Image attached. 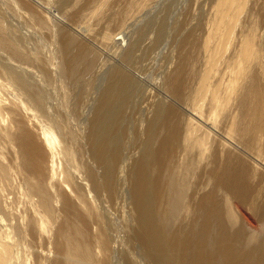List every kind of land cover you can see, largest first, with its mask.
Returning <instances> with one entry per match:
<instances>
[{
	"label": "bare ground",
	"instance_id": "obj_1",
	"mask_svg": "<svg viewBox=\"0 0 264 264\" xmlns=\"http://www.w3.org/2000/svg\"><path fill=\"white\" fill-rule=\"evenodd\" d=\"M104 1L96 6L99 15L107 5ZM147 1L131 7L145 8ZM13 3L41 25L51 23L24 0ZM212 8L200 67L186 57L166 74L169 92L181 96L186 89L193 110L183 116L179 130V112L164 107L154 123L157 131L147 133H152L154 148L149 143L145 159L139 160L124 158L119 114L107 113L116 101L105 108L110 99L102 94L103 87L100 94L64 92L52 102L46 99L50 94L21 71L22 65L44 64L48 75L63 84L87 83L88 89L103 85L102 74L92 79V71L102 68L86 41L76 43L54 28L56 47L42 57L9 37L0 17V264H123L121 245L110 234L97 202V197L113 202L121 195L131 222H123L124 233H130L125 241L137 239L150 260L157 248L158 255L160 250L161 256L172 255L170 259L174 253L173 264H264V166L258 163L264 160V54L259 33L264 0H212ZM187 73L192 85L184 79ZM104 114L112 118L106 120ZM219 123L224 140L215 133ZM242 148L255 157L239 153ZM176 150L182 155L174 161ZM199 167L204 168L205 183L197 174ZM197 175L204 183L198 189ZM189 186L199 195L192 196L193 190L189 196ZM179 209L193 217V223L186 231H169ZM160 255L155 264L163 261Z\"/></svg>",
	"mask_w": 264,
	"mask_h": 264
},
{
	"label": "rangeland",
	"instance_id": "obj_2",
	"mask_svg": "<svg viewBox=\"0 0 264 264\" xmlns=\"http://www.w3.org/2000/svg\"><path fill=\"white\" fill-rule=\"evenodd\" d=\"M24 1L26 3H29L32 7H34L33 9L38 12L40 18L49 17L51 23L46 22L47 25L46 23H42L43 25L45 24L43 26L39 22L38 18L33 19L32 15H30V13L27 10L25 9L22 10L21 8L20 9L17 8L16 5L13 3V0L12 1L0 0V17L6 23L7 26L6 33H8L7 35L9 37L12 36L13 40L14 39L18 40L17 43H20V46L23 47V50L25 51L27 50L28 52H31L33 50L34 51L38 50L41 56L45 57L56 47L53 45L56 39V35L54 34L53 29L57 28L58 31H61L67 34L68 36H71L74 40L76 39L77 40L76 43H79L80 41H81L80 43H85L86 41L85 44H87L90 48H92V50L95 52L96 56L98 57L97 63L99 66L98 65L97 66L102 68V69L96 68L98 72L96 71V69H94L92 71L91 76L94 81L95 79L98 78V76L102 74L103 85L100 84L99 82L97 83L98 85L97 84L94 85V88L90 87V89H88L89 86L87 83L85 84L82 83L81 84L82 86L81 85L78 86L74 84V81L72 85L69 83V81H66L63 84L60 78H54L53 76L48 75V68L45 67L44 64H43L44 66L40 64H36L37 66L35 67L34 66L28 67L27 65H22L21 67L23 68V70L21 71L22 73H24V76L29 79L27 80L30 81V83H32L34 86L40 88L44 92V94L47 95L50 94L49 95L50 97L47 96L49 98L46 97L48 101L57 102L56 99L57 100L59 99L58 94L61 95L64 92L66 94H75V93L100 94L99 87L100 86L101 88L103 87L102 94H106V95L109 94V99H110V102L108 101L109 104H107L108 106H106L105 108L107 109L108 107L109 109L111 105L112 106L114 104L116 105L115 109H114L115 107L114 105L112 108L107 110V113L112 114V110L113 111L117 110L116 112L119 114V116H117V119L120 120L118 122H120L119 123L121 124L120 127L122 128V131L124 133V134L122 133V135L124 137L123 144L125 145L123 150L125 160L129 157H132V159L134 160L142 159L141 157L144 158L143 155L146 154L149 148L148 145L151 142L150 141L151 138L149 137H152V133L150 134L151 136H149V134L147 133H149L148 131L153 132L155 128H156L155 131H157L158 125L154 123L158 119L159 116L158 114L160 112L166 111L165 110L166 108L164 107H168V108L171 107V109L173 108L176 112H179L177 113L178 114L176 121L177 123L176 122L174 123L178 124L177 126L180 127V128L178 127L179 130H181L182 127L179 124L180 123L183 124L184 121L183 116L186 115V112L188 115V113L190 111L192 112L193 110L190 105L191 100L188 96L189 93L187 92L186 89L183 91L181 96L178 95L179 97L176 94L170 93L166 86L167 85L166 78L167 75H169L170 72L177 67L178 63L183 62L186 57H189L191 60L194 61L195 65L197 66L199 65L200 67L201 65L200 61L202 58V52H201L202 40L204 33L206 31L207 20L213 11L212 0H148L147 1L148 3H146L145 8H139V7L136 8L135 6L131 7V4L134 2L132 0H106L107 5L104 8L106 11L105 10L103 11L104 14L101 11L100 15H99V11L96 10V6L98 7V5L100 4L99 2L102 3L104 0L101 1L100 0H57V1L56 0H24ZM135 1L136 2L134 3L137 4V1L141 3L143 0H135ZM49 2L51 4H49ZM106 2L104 1L105 4ZM41 8H43L44 10H42ZM39 23L41 26L39 25ZM260 27H259L260 32L259 31L258 32L260 33V35L262 34L261 35L262 38L261 42L263 48L262 54H264V34H263L264 23L263 25L261 24ZM108 31L112 33L109 41L105 37L106 32ZM69 33L71 34L69 35ZM87 35L89 36V38ZM14 36H18V37H14ZM124 42L126 44H124ZM185 42L187 43L185 44ZM193 56L195 59L192 58ZM173 60L176 63L173 64L172 63ZM195 61H197V64ZM171 63L172 66L170 65ZM104 64L105 66H103ZM22 68H20L19 66V69ZM102 70H104L105 72ZM218 76L216 77V79L218 78ZM89 78L91 77L89 76ZM192 78L193 77L191 76L190 73L184 74V79L187 82V85L190 84L192 85L193 83ZM85 86L87 87L88 90L86 89ZM115 87H117L118 89ZM92 91L94 93H92ZM56 94L58 95V97ZM114 95L116 96V98L114 97ZM112 96L113 99H111ZM111 100L114 102L116 101V103L112 102ZM111 102L114 104H112ZM162 104L164 105L162 106ZM184 106L187 107L185 108ZM105 108H104V112H106ZM77 112L79 111L77 110ZM108 114L107 116L106 114H104L105 119L106 118L110 119L111 116ZM173 120H176V118L173 117ZM152 123L154 124L153 125L154 127L150 128L151 127L150 125ZM220 124L222 123H219L218 127H216L217 125L215 127L217 129L221 127L224 129L223 124L222 125ZM148 127L150 128V130H148L149 129ZM153 128L154 130H152ZM223 129L217 130L218 132L220 131L219 134H217V131L215 130L216 135L220 136V138L222 136L226 137V134L224 133L225 130ZM225 137H222L223 140ZM152 143H150V146H152L151 145ZM243 149L244 148L240 149L239 153H243V155H245L244 152H246L247 149H245V151ZM178 150H176L175 152L176 157L174 154L173 157L175 159L174 161L178 160V158L181 157L182 155V152L178 153ZM246 156L248 158L255 157V155L253 156V153L249 150L246 152L245 157ZM261 161L262 160H259L258 163L260 165L262 164L261 166L263 167L264 160L262 162ZM199 169H201V171ZM199 169L198 170L201 173L197 170V172L200 173L197 174L201 178H204L202 176V169L204 171V168L199 167ZM198 175L196 176L197 179L199 178ZM196 177L195 179L193 178L194 183ZM199 180L200 182L196 181L197 183L198 182L199 183L195 184L198 186L197 189L199 188L200 183H202L203 185L205 183V178H204V183L203 181H201L200 178ZM193 182L191 181L192 187L194 186ZM192 187L190 188L189 186L191 190V191L188 190L189 196H191L193 190L196 189L195 186H194L195 189H192ZM200 191L203 192L202 190ZM195 192L198 191L195 190L192 196H196ZM197 195H199V192ZM189 196L188 198H190ZM97 199L99 200L97 201L99 202L98 206L99 208L101 207L102 210L101 209L100 210L104 213L107 224L111 229L110 234H112L114 240L118 241L121 245L122 249L120 248V253L122 254V260H123L122 263L128 264L129 262V264H139V263L155 264L157 262L155 258L159 259L158 256L160 255L161 252L159 250V255L158 253H156L157 252L156 245L151 248L152 250L154 248L156 249H154L155 251H152V253L150 252V256L153 254V252H155L153 254L154 256H152L153 260L152 259L150 260L149 259L150 257L149 258L147 257L148 259L146 258L142 247L141 248L139 247L140 245L139 243L137 244L136 241L137 239L135 237L133 238H135L136 240H133L132 243H129L127 241L128 239L127 233L129 232L124 233L125 231H123L124 229L123 222H125L126 220H128L129 222L130 216L127 215V212L125 213V211H127L126 210L127 208L126 207L124 208L125 202L122 195L118 197L117 200L115 199L113 202H106L104 199H102V197L101 198L97 197ZM151 203L153 204V200ZM123 209H125V211ZM182 210L183 209H181L180 212ZM180 212H178L179 214L176 215V217L175 214L177 213L174 212L175 213L174 216L172 215L173 218L175 217V220L171 221L172 223L170 222L172 226L169 225L168 223V225L171 227L170 228L169 226H167L169 227L168 228L169 231L176 232L180 229L183 230L185 229L186 231L189 229V226H191V223H193V219H192L193 217L191 216L187 217L189 215H187L184 212L181 213ZM157 215L155 217H157ZM155 217L153 218L155 219ZM240 225L242 226L241 223ZM158 230H160V228ZM158 230H155L156 232L154 231L156 234L155 236L159 234ZM135 231H137L136 228ZM131 235H133V233ZM122 238L124 239V243L122 242L123 241ZM125 238H127L126 241ZM262 238L263 239H261V241L264 240V235ZM162 247L164 248V246ZM158 248L161 247L159 246ZM174 255L175 254L173 253V257L171 258L172 260L174 258ZM168 256L171 257L172 255H168ZM168 256L167 255L164 256L163 253V255L160 257V259L163 258V261L161 260L163 264H166V260L168 261L167 264L169 263L173 264L172 262H170L172 260ZM160 262L159 264H162ZM113 264H121V263L116 262L115 260Z\"/></svg>",
	"mask_w": 264,
	"mask_h": 264
}]
</instances>
